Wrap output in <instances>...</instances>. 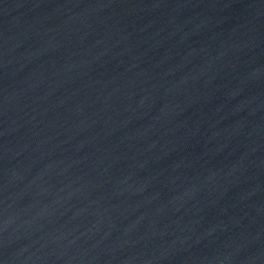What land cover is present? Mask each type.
<instances>
[{"label":"water","instance_id":"obj_1","mask_svg":"<svg viewBox=\"0 0 264 264\" xmlns=\"http://www.w3.org/2000/svg\"><path fill=\"white\" fill-rule=\"evenodd\" d=\"M0 264H264V0H0Z\"/></svg>","mask_w":264,"mask_h":264}]
</instances>
